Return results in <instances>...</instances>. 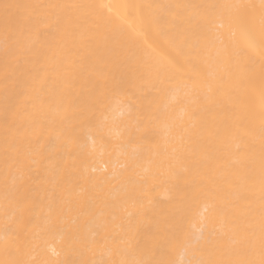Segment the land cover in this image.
<instances>
[{"label": "bare ground", "instance_id": "1", "mask_svg": "<svg viewBox=\"0 0 264 264\" xmlns=\"http://www.w3.org/2000/svg\"><path fill=\"white\" fill-rule=\"evenodd\" d=\"M262 240L264 0H0V264Z\"/></svg>", "mask_w": 264, "mask_h": 264}, {"label": "snow or ice", "instance_id": "2", "mask_svg": "<svg viewBox=\"0 0 264 264\" xmlns=\"http://www.w3.org/2000/svg\"><path fill=\"white\" fill-rule=\"evenodd\" d=\"M261 247H262V258H261L259 264H264V240H262ZM244 264H255V262L247 261V262H244Z\"/></svg>", "mask_w": 264, "mask_h": 264}]
</instances>
